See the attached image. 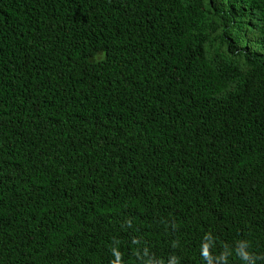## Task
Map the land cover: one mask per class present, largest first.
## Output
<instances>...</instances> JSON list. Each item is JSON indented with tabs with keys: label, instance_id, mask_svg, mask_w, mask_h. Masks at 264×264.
I'll return each mask as SVG.
<instances>
[{
	"label": "trees",
	"instance_id": "obj_1",
	"mask_svg": "<svg viewBox=\"0 0 264 264\" xmlns=\"http://www.w3.org/2000/svg\"><path fill=\"white\" fill-rule=\"evenodd\" d=\"M0 264H264V0H0Z\"/></svg>",
	"mask_w": 264,
	"mask_h": 264
},
{
	"label": "clouds",
	"instance_id": "obj_2",
	"mask_svg": "<svg viewBox=\"0 0 264 264\" xmlns=\"http://www.w3.org/2000/svg\"><path fill=\"white\" fill-rule=\"evenodd\" d=\"M207 256H209L210 258H214V255H213V253L211 254V255H207ZM216 261V260H215ZM216 263V262H215Z\"/></svg>",
	"mask_w": 264,
	"mask_h": 264
}]
</instances>
